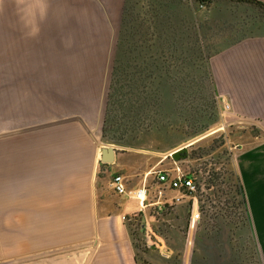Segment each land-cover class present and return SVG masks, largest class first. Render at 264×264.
I'll list each match as a JSON object with an SVG mask.
<instances>
[{"label":"crops","instance_id":"obj_1","mask_svg":"<svg viewBox=\"0 0 264 264\" xmlns=\"http://www.w3.org/2000/svg\"><path fill=\"white\" fill-rule=\"evenodd\" d=\"M124 4L125 0H0V93L5 94L0 99L12 100L15 84H75L86 69L112 66ZM224 5H235L240 15L224 12ZM204 8L215 13V25L220 22L230 30L228 36L238 33L236 29L231 32L233 16L244 22L238 34L245 37L212 54L209 68L217 98L228 109L226 128L237 149L235 164L264 264V23H259L256 8L233 1L213 0ZM57 147L54 141L0 139V236L32 250L10 261L45 253L40 250L48 240L40 229L60 223ZM120 159L117 153L114 163L104 168L116 166ZM120 177L123 195L109 187L113 178L106 173L98 188L91 176L96 247L90 264H141L143 254L134 249L126 218L142 214L145 230L153 234L145 218V201L139 203L129 195L141 189L142 181L129 183L128 177ZM68 204L70 212L75 204L71 205V198ZM23 233L31 239H23Z\"/></svg>","mask_w":264,"mask_h":264},{"label":"rangeland","instance_id":"obj_2","mask_svg":"<svg viewBox=\"0 0 264 264\" xmlns=\"http://www.w3.org/2000/svg\"><path fill=\"white\" fill-rule=\"evenodd\" d=\"M184 1L188 5L186 9L187 7L192 8V0ZM130 2L134 19V17H138L142 0H130ZM222 10L226 13L233 12L232 15L237 16L241 13V10H238L235 5H224ZM195 17L200 24V49L213 52L214 49L223 47L230 42L226 33L230 30L223 28L220 22L215 25L213 11L200 7L195 13ZM233 17L234 28L231 29V32L234 29L240 31L244 22L241 21L242 19ZM180 18H183L182 14ZM142 19L131 23L127 27L128 30L132 32ZM111 71V64L107 68L86 69L82 76L77 78L78 82L75 84H15L13 87L14 98L12 100L0 99L1 140L38 139L46 142L54 141V145L58 146L55 150L59 152L56 156L60 166V180L57 183L60 190L59 200H57L60 204V223L57 226L40 229L41 235L48 240L43 243L44 246L40 251L44 250L46 253L51 252L50 250L55 251L60 248L95 242L93 234L96 224L93 221L91 208L90 182L97 166L94 179L95 184L98 174L97 188L101 183L102 174L106 173L110 178L120 175L128 177L129 183L141 180V189L145 187L147 190L145 218L150 224L154 236L148 232L149 230H145L144 217L141 221L133 223V228L138 229L141 250L145 248L148 251L146 254L140 251L143 256L139 263L254 264L256 262L263 264L250 221L247 232L235 229L237 225L242 226L243 216L235 197V177H239L235 164L237 149L234 148L233 140L229 137L230 128H226L227 122H230L226 103L223 100L220 101L221 120L218 126H224V128L209 135L208 137H213V140L208 141L201 149H208L212 144L215 147L218 146L220 134L226 137L225 145L217 148L208 156L201 157L200 160H189L175 165L161 155L177 149L186 142L176 145L167 152H158L145 148L123 146L114 143L115 141L108 143L101 139L104 104ZM0 96H5L4 92L0 93ZM77 118L84 123L89 133L79 121L59 124ZM142 125L146 127L147 122L143 121ZM119 139L122 138L119 137ZM100 142L133 151H118L121 159L116 166L104 168L102 166L104 164L96 165L100 158ZM167 142H172V140H167ZM46 145L48 144L46 143ZM122 164L125 167L121 168ZM175 166L182 174L191 173L195 177L197 185L199 183L200 186L196 193L200 217L193 226L190 224L191 211L189 212L188 208V203L191 200L185 197L180 203L170 204L168 202L170 201L169 194H172L167 188L158 185L156 180L158 171H172ZM135 175H139V179L134 177ZM160 191L163 196L164 194L166 196H160ZM70 198L71 205L73 201L75 208L71 206L69 212ZM158 202H160L157 204L159 206H155L154 203ZM157 207L162 210H158ZM224 224L227 229L233 228V230L220 232L219 229ZM31 231L32 229H30ZM236 231H239L238 236L234 234ZM27 237L31 239L32 236H26L23 233L22 238L26 239ZM5 239L8 238L0 236V262H9L32 253V250L26 249L22 243L15 244L10 241L11 239L5 242ZM168 256L169 258H167Z\"/></svg>","mask_w":264,"mask_h":264},{"label":"trees","instance_id":"obj_3","mask_svg":"<svg viewBox=\"0 0 264 264\" xmlns=\"http://www.w3.org/2000/svg\"><path fill=\"white\" fill-rule=\"evenodd\" d=\"M229 1L256 8L260 15L259 23H264V3L255 0ZM212 2L192 0V8L186 9L188 5L184 0H142L138 17L133 19L131 2L125 0L122 31L116 44L104 104L101 127L104 142L115 141L123 146L167 152L219 124L221 106L213 87L209 59L224 46L213 52L200 49V24L195 17L200 7H207ZM181 14L183 18H180ZM141 18L138 27L130 32L127 27ZM238 33L228 36V41L245 37ZM143 121L147 122L146 127H143ZM212 138L206 137L190 146L180 161L166 160L173 163L197 161L226 143V137L220 134L218 146L212 144L208 149H201ZM170 139L172 142H167ZM187 176L193 175L189 173ZM235 178L236 203L243 216L241 228L237 225L235 229L247 232L249 218L246 201L239 177ZM195 184L197 193L200 186L196 181ZM191 205L190 201L189 212ZM142 217L139 214L125 221L134 249L146 254L148 251L145 248L141 250L138 229L133 228V223L141 221ZM219 230L231 231L233 228L227 229L224 224ZM238 232L234 233L235 236L239 235ZM135 261L139 262L137 256Z\"/></svg>","mask_w":264,"mask_h":264},{"label":"water","instance_id":"obj_4","mask_svg":"<svg viewBox=\"0 0 264 264\" xmlns=\"http://www.w3.org/2000/svg\"><path fill=\"white\" fill-rule=\"evenodd\" d=\"M72 121H79L84 127V129L87 130V128L84 126V123L78 118L72 119L69 121H64L59 124H64V123H68ZM221 129H222V126L215 127L214 129L207 131L205 134L195 137L191 139L190 141L186 142L185 144H183L182 146L178 147L177 149L171 152H168L166 154H163L161 156H163L165 159L170 158L171 160L175 162L180 161L181 159H183L182 155L186 152V150L190 146L208 137L209 135L218 132ZM118 151H133V150L128 149V148L119 147L113 144L101 143L100 158H99V161H97L96 165H98V163L107 164V165L114 163L115 156ZM96 168L97 166L95 167V171H96ZM95 171H94L93 180H92L93 183L95 179ZM95 247H96L95 242L86 243V244L63 248V249H59V250H55L51 252H46V253H42V254H38V255H34V256L18 259V260L4 262L0 264H89Z\"/></svg>","mask_w":264,"mask_h":264},{"label":"built area","instance_id":"obj_5","mask_svg":"<svg viewBox=\"0 0 264 264\" xmlns=\"http://www.w3.org/2000/svg\"><path fill=\"white\" fill-rule=\"evenodd\" d=\"M156 180L163 187L176 193V195L170 199V204L179 203L185 197L191 200L192 210L190 224L193 226L195 223H197L199 221L200 215L197 208L195 177L182 174L179 171V168L175 166L172 171H158L156 173ZM109 187L114 193L118 195H123L126 193L122 178L120 176L113 178L109 184ZM146 194L147 192L145 187L129 193V195H132L137 200H139L142 195V202L145 201ZM159 194L161 195V191Z\"/></svg>","mask_w":264,"mask_h":264},{"label":"bare ground","instance_id":"obj_6","mask_svg":"<svg viewBox=\"0 0 264 264\" xmlns=\"http://www.w3.org/2000/svg\"><path fill=\"white\" fill-rule=\"evenodd\" d=\"M99 147V146H98ZM100 153V152H99ZM97 158V157H96ZM142 200H143V196L141 195L140 199L138 200L139 203H142Z\"/></svg>","mask_w":264,"mask_h":264},{"label":"clouds","instance_id":"obj_7","mask_svg":"<svg viewBox=\"0 0 264 264\" xmlns=\"http://www.w3.org/2000/svg\"><path fill=\"white\" fill-rule=\"evenodd\" d=\"M23 2V0H18V3H22Z\"/></svg>","mask_w":264,"mask_h":264}]
</instances>
